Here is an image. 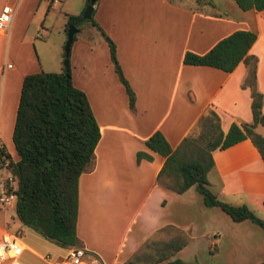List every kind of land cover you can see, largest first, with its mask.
<instances>
[{"label": "crops", "instance_id": "crops-1", "mask_svg": "<svg viewBox=\"0 0 264 264\" xmlns=\"http://www.w3.org/2000/svg\"><path fill=\"white\" fill-rule=\"evenodd\" d=\"M20 1L0 0V10L6 2L16 7L8 29L0 31V119L16 111L26 73L50 70L37 68L31 59L17 66L9 60L10 30ZM200 1L211 7L195 6L192 0H99L93 8L96 22L89 20L94 33L90 27L70 44L72 82L86 93L100 129L94 157L78 180L76 232L86 253L100 264L127 261L146 243L175 237L185 244L170 259L200 264L264 260L260 225L248 218L233 220L220 206L206 205L195 185L177 192L159 182L165 156L145 144L159 130L175 148L196 132L198 119L211 110L218 114L223 131L233 121L252 120L245 62L225 71L183 61L186 51L204 53L237 29L256 34L248 53L256 57V87L263 95L264 112V8L242 9L235 0ZM81 27L80 23L76 31ZM105 35L115 44L116 63ZM117 66L134 91L132 106ZM255 130L264 136V124L258 123ZM0 141L10 154L1 130ZM138 150L149 152L151 158L138 160ZM212 157L209 189L223 201L245 203L264 215V160L251 139L215 148ZM6 172L0 169V177ZM7 207L14 205L0 204V227L20 229L23 264H30V257L35 264H54L65 254L67 247L24 225L15 209L10 220L5 219ZM44 248L50 252H41ZM151 260L148 254L134 264H152Z\"/></svg>", "mask_w": 264, "mask_h": 264}, {"label": "trees", "instance_id": "trees-1", "mask_svg": "<svg viewBox=\"0 0 264 264\" xmlns=\"http://www.w3.org/2000/svg\"><path fill=\"white\" fill-rule=\"evenodd\" d=\"M235 1L242 9L264 8V0ZM88 2L85 0V5ZM81 14L67 12L66 24L78 28L83 20ZM88 19L95 22L93 10ZM255 38L254 31L237 29L219 39L208 51L201 54L186 51L183 56L185 63L210 65L225 71H231L240 61L245 62L248 73L244 84L251 90L250 122L233 121L223 131L218 114L211 110L198 119L196 133L186 135L175 148L159 130L149 135L145 144L165 156L158 173L159 182L177 192L196 185L206 205H218L233 220L248 218L264 230V219L247 204L223 201L207 185V172L214 163L212 150L215 148H225L248 137L264 160V136L255 130L258 123L264 124L263 95L256 87V57L248 53ZM109 49L112 60L117 61L112 40ZM117 71L132 106L134 91L119 66ZM99 137V125L88 97L72 82L69 61L59 71L41 69L23 76L11 134L17 158L13 159L4 146L0 153L8 156L10 172L17 180L14 209L18 219L63 247L81 246L76 232L78 180L94 157ZM136 157L150 159L151 154L138 150ZM45 160H48L46 165ZM184 244L185 240L179 237L146 243L131 259L116 264H134L148 254L152 264H200L170 259ZM255 264H264V260Z\"/></svg>", "mask_w": 264, "mask_h": 264}, {"label": "rangeland", "instance_id": "rangeland-1", "mask_svg": "<svg viewBox=\"0 0 264 264\" xmlns=\"http://www.w3.org/2000/svg\"><path fill=\"white\" fill-rule=\"evenodd\" d=\"M97 2H99V0H97ZM50 3L51 0H21L19 2L17 16L13 28L10 30L9 50V60L16 66L29 59H31V61L33 60L31 64H35L37 68H39V65H42L44 68L57 70L62 68L61 66H64V57L60 58V55L64 50L67 37L66 28L68 29L69 25L66 24L67 12L75 14L83 12L85 0H57L55 5H51ZM192 3L198 7H211L200 0H192ZM81 21L82 27L80 30L75 31L76 37H80V35L85 33L88 29H92L94 33L95 28L90 24L88 18H84ZM105 36L107 40L110 41V36ZM68 61H70V55ZM116 62L117 61H114V63ZM70 68H72L71 64ZM39 70L41 69L37 71ZM15 113L16 111H12L7 117L0 119L2 138H5L7 149L13 159L17 158V152L11 138ZM0 143L2 144L1 141ZM194 187L198 190L196 185ZM255 213L259 217L261 216L264 218L263 213L260 211L257 212L255 210ZM13 214L14 208L7 207L4 217L10 220ZM10 230H12V228ZM46 249L48 248L41 249V252H50ZM29 260L30 264H35V259L33 257H30Z\"/></svg>", "mask_w": 264, "mask_h": 264}, {"label": "built area", "instance_id": "built-area-1", "mask_svg": "<svg viewBox=\"0 0 264 264\" xmlns=\"http://www.w3.org/2000/svg\"><path fill=\"white\" fill-rule=\"evenodd\" d=\"M16 10L15 5L6 2L0 10V31H6L12 21ZM3 145L0 143V148ZM10 160L4 153H0V169L7 171L0 177V204L3 206H13L15 203L14 188L16 178L10 172ZM20 229L11 232L5 227H0V264H23L20 259L22 244L20 242ZM50 258L49 254L45 255ZM54 264H100L96 257L86 253L82 246H68L66 252L60 258L53 261Z\"/></svg>", "mask_w": 264, "mask_h": 264}, {"label": "water", "instance_id": "water-1", "mask_svg": "<svg viewBox=\"0 0 264 264\" xmlns=\"http://www.w3.org/2000/svg\"><path fill=\"white\" fill-rule=\"evenodd\" d=\"M95 0H89V2L85 5L84 7V10L81 14V18L84 19V18H89L91 16V13H92V10L94 8V3ZM77 30V27L73 24H69L68 25V29H67V37H66V40H65V44H64V59H63V62H64V65L66 66L68 64V53H69V50H70V44L72 42V39H73V34L75 33V31ZM48 163V160H45V163L44 165H46ZM42 175H43V172H42Z\"/></svg>", "mask_w": 264, "mask_h": 264}]
</instances>
